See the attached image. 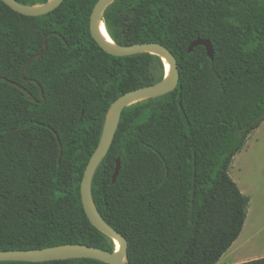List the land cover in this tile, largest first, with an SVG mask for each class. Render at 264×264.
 Instances as JSON below:
<instances>
[{"label": "trees", "instance_id": "obj_1", "mask_svg": "<svg viewBox=\"0 0 264 264\" xmlns=\"http://www.w3.org/2000/svg\"><path fill=\"white\" fill-rule=\"evenodd\" d=\"M98 1L65 0L30 17L0 0V251H116L85 212L83 177L112 104L163 80L165 64L150 53L102 50L90 31ZM103 20L120 46L168 48L180 80L173 92L124 110L94 176L93 201L127 238L126 264H217L240 237L251 204L230 168L264 123V0H117ZM198 39L212 44L213 60L204 46L188 52ZM46 40L44 55L22 74Z\"/></svg>", "mask_w": 264, "mask_h": 264}, {"label": "water", "instance_id": "obj_2", "mask_svg": "<svg viewBox=\"0 0 264 264\" xmlns=\"http://www.w3.org/2000/svg\"><path fill=\"white\" fill-rule=\"evenodd\" d=\"M1 1L9 6L13 11L21 15L39 17L48 15L57 10L61 7L65 0H49L47 3L38 6L23 5L16 0ZM116 1L117 0H99L92 12L90 31L93 39L100 46V48L106 53L116 57H127L150 53L160 57L162 60L166 59L171 66V74L168 78L165 75L164 79L156 84L130 91L112 104L105 121L99 145L92 155L83 177L81 196L85 212L90 222L108 238L112 239L114 242L118 241L120 243V249L115 252H109L101 248L88 245H64L38 250L0 251V262L44 263L61 260L91 259L106 264H126V261L128 260V240L122 233L109 225L97 209L92 198V182L98 167L107 156L113 145L124 110L138 102L151 98H158L173 92L179 84L180 73L176 57L168 48L161 44L145 43L120 46L114 40L113 44L107 42L100 32V23H104L106 26L103 20L104 13L106 9ZM198 46H204L207 50L208 57L211 60L214 59L213 46L207 40H196L190 45L188 52L192 53ZM46 48L47 40L45 42V50L29 59L22 74L27 71L30 64L35 59L41 58L44 55ZM25 81L28 82L27 79H25ZM9 83L20 88L29 96L30 100L38 103V100L26 88L12 81H9ZM41 92L42 97L44 98V92L42 89ZM120 170L121 162L118 160L117 168L113 176L114 183L119 177Z\"/></svg>", "mask_w": 264, "mask_h": 264}, {"label": "rangeland", "instance_id": "obj_3", "mask_svg": "<svg viewBox=\"0 0 264 264\" xmlns=\"http://www.w3.org/2000/svg\"><path fill=\"white\" fill-rule=\"evenodd\" d=\"M230 176L241 192L251 198L245 239L249 231L264 223V123L250 135L245 149L235 157Z\"/></svg>", "mask_w": 264, "mask_h": 264}, {"label": "crops", "instance_id": "obj_4", "mask_svg": "<svg viewBox=\"0 0 264 264\" xmlns=\"http://www.w3.org/2000/svg\"><path fill=\"white\" fill-rule=\"evenodd\" d=\"M247 220L240 237L235 241L233 246L227 251V253H225V255L217 264H242L264 258V245H260L258 238L264 237V223L249 231V233L245 235V239H243L244 233L248 226Z\"/></svg>", "mask_w": 264, "mask_h": 264}, {"label": "bare ground", "instance_id": "obj_5", "mask_svg": "<svg viewBox=\"0 0 264 264\" xmlns=\"http://www.w3.org/2000/svg\"><path fill=\"white\" fill-rule=\"evenodd\" d=\"M51 1H53V0H51ZM100 32H101L102 36L107 40V42L113 44V39H112L107 27L104 25V23H100ZM163 62L165 64V75L168 78L171 74V66L166 59H163ZM258 238H259L260 245H264V237H258ZM115 247H116V251H118L120 249V243L118 241H115Z\"/></svg>", "mask_w": 264, "mask_h": 264}]
</instances>
